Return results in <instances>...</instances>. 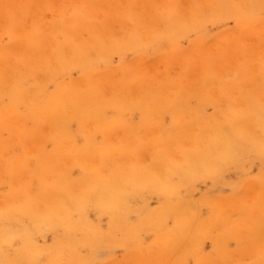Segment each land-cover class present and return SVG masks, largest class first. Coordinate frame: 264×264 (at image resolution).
<instances>
[{
	"label": "rangeland",
	"instance_id": "obj_1",
	"mask_svg": "<svg viewBox=\"0 0 264 264\" xmlns=\"http://www.w3.org/2000/svg\"><path fill=\"white\" fill-rule=\"evenodd\" d=\"M3 1H5V3L8 2V0H3ZM28 1L29 2L27 3L26 0L24 4L27 5L28 7L27 11H25L23 8L22 9L19 8L17 10L16 5H15L16 8H14V4L11 1L10 3H8V5L11 4L10 5L11 9H9L10 12L7 14V16H9L8 19L4 18L3 15L0 16V64H1L0 65V114L1 115H2L1 113L2 109H4L3 116L0 115V134L3 135V136L0 135V140H1L0 145L1 143L3 144L0 146L1 148L0 152H3L0 153L1 155L0 168L3 167L2 169H0V177L3 176L2 177L3 179L2 178L0 179V192H1L0 197H2V199L0 198V200L1 202L3 200L6 201V199L7 201L9 200L14 201L13 196L20 197L21 193L23 194L25 193L24 196L25 195L26 196L24 199L27 198L26 200L24 199L20 200V198H23V196L20 197L19 200L18 199L16 200L15 198V200L19 202L15 203L16 205L14 207L12 206L10 209L12 208L15 209L13 212L14 214L16 212V217L13 214V212H10L11 213L10 217H0V227L1 226L6 227L16 232L17 230H20L21 227L24 226L30 227L32 225V224L30 225L31 222L30 217L32 215L28 213L26 209H21V207L23 206L20 207L19 204L20 205L22 204L25 207L28 205V203L29 205H31V203H33L35 206L40 205L41 207H31V208L32 209L35 208L33 210L34 212L40 210H48L51 214L55 209L61 208V207H53L55 203L56 206L68 205L70 204L68 201L71 202L74 199L77 198L79 199L81 194L83 195L88 194L86 199H84L85 203L83 207L85 211L86 220L89 224V229L95 231V233L98 236L102 237L104 242H106L101 247H99L98 249L99 251H97L95 255L90 253L91 247L87 245V243H81L79 246H77V252L75 253L74 256L70 254L68 251L62 250L61 255L56 254L53 256V258L50 259L46 254H43L42 256H40L39 259L36 260L34 259L32 261V264H55V262H58L56 264H264L262 263L264 262V151L261 150V152H259L260 149L257 150L246 146V149L245 147H243L242 151L239 152L242 155H240L239 153L235 155V157H237L238 155L241 156V157L240 156L237 157L238 158L237 161H235L236 160L235 157L226 160L224 157H222L223 155H221L220 153L219 156L218 155L215 156V160L213 161L212 164H208L209 159L201 160V158H198V156H196V152L193 149L190 148V150H186V146L182 144L180 145L179 148H176V150L178 149L179 152L181 151L180 153L179 152L177 153L186 154L187 155L186 157L189 156L188 160H190L193 163L194 161L195 163L198 162V166H197L198 168L196 169H198L199 174L198 171L195 169V171L191 175H187V173L184 171L185 170L184 168H182L183 171L180 174L179 172H181L182 170L180 167H183L182 164H179L175 157L174 158L169 157L170 159H168L167 158L168 152L166 151L164 152L163 150L164 148L161 147L162 149L161 148L159 150L157 149L156 153L158 154L156 155L157 157L155 156V158L149 153L151 144H148L149 141L147 140V138L144 137V135L147 134L143 133V130L146 126H147L145 128L147 130L146 132H149L148 129L149 128L152 129V127L154 126L153 128L157 127L161 129V134H163V137H166L167 135V138H169L170 136L169 131H171L174 124L178 123L179 121L183 122L182 120H184L183 123L185 125L188 124L187 126H191L193 128V131L197 133L196 135H197L198 143L200 142L202 144H205L206 142V144L208 145L210 144L211 149L213 150L215 145L217 144L211 143L212 139L214 138L213 136H210L211 133L208 136H206L207 131L210 130V132L212 131V133L216 131V133L218 134H223L224 131L227 133H234L230 120L232 118L231 116H233L235 113H244L242 114V121H244L245 119H248L247 116L245 115L246 112L252 113L254 117V115L259 116L260 112L262 113V111H264V57H259L257 60L256 59L254 60L253 55L250 54V56L246 58L247 60L249 59L248 60L249 65L246 66V69L249 70L248 78H244L241 74L243 68L242 66H244L247 63V62H243L244 59L236 60L237 59L236 57L227 58V59L226 58L217 59V56L213 54L209 56V62H207V65L205 66V69H203L204 70L203 72L201 68H200L201 70L199 69L200 66L194 67L195 64H193L192 62L190 64L188 60L185 59V53L190 51V49L193 46L196 47L197 45H199L201 47H208L209 46L208 44L217 38H220L222 36L238 35L240 32L242 33L243 31V28L241 27L242 25H246V24L257 25L264 22V0H246V1L245 0H213L216 1L218 7V8L215 7V9L212 8L213 10L210 8L209 5H207L206 0H189L193 8L192 13L194 12L195 14L192 15L189 13L188 14L189 16H185L184 15L185 11L183 10L184 8H182L184 6L183 4V6L180 8L182 9L181 14H183L184 18H180L182 17V15L179 17V19L177 18V24H174L170 20V16L167 14V12L164 11L166 9V6L164 7L165 9H163L162 2H160L159 0H157L158 2L157 1L150 2V0L144 1L148 5V7L150 6L148 3H150L151 5L153 3V8L150 9V13L148 12L145 13L144 8L140 6L141 4L136 3L137 2L136 0H119L121 5L119 20L120 23H122V25L119 26L115 24L116 20L112 22L114 23V25L112 24L110 25L111 21L114 20V19L111 20L112 18H110L111 17L110 15H108L107 17L111 21L106 16L105 19H102L100 17L101 19L100 18L98 19V21H100L97 26L98 30L95 29L97 33L94 31L95 34L93 32L94 29L90 27V23L87 24V22L89 21V15H87V11H85V9L83 8H80L81 10L79 16L77 17V15L75 14L76 8H75V2L73 0H49L50 2H48V4H46L45 1L44 2L45 4L44 5L42 4L44 8L41 9L40 11L39 8H37L38 10H35L34 8V6L37 7V4L39 6V3L35 5L33 4L34 2L36 3V0L35 1L28 0ZM39 1L40 0H38L37 2ZM181 1L186 2V0H181ZM182 2L180 3V5L182 4ZM222 2L224 5L222 4ZM244 2H246L247 4ZM138 5L140 8H138ZM242 6L246 7L247 10ZM18 11L20 12L18 13ZM156 12L158 19L155 21V23L157 24V22L160 23L162 21L160 23L162 27L160 26V24L156 25L153 24V22L152 24H149L150 22H148L151 20L152 15ZM158 12L160 13L162 12L161 15ZM35 15H37L36 18L34 17ZM38 15H40L41 18H39ZM25 16H26V20L25 18H23ZM143 16H145V19L143 18ZM16 17L19 19L14 21ZM63 17L67 19V23H61ZM149 17L150 19H148ZM102 20L105 22L107 21L108 24L105 22L103 23ZM147 24L150 26H148ZM100 25H102L101 27L102 29H104V27H106V29L108 28V35L105 36V38H102L104 37L103 35H101L102 37L101 36L99 37L100 34L98 33V31L99 30L102 31L99 27ZM12 26L16 27L17 33L20 32L19 30H17L18 27L19 29L21 28L22 30L23 26H24L23 28H26L25 26H28L29 29L27 28V30H22L24 31L23 35L25 36L23 37L25 38H23L22 36L21 39L16 38V36H14L13 33L11 32L13 30ZM163 28L165 30H163ZM90 30L92 31L90 32ZM90 35L92 36V41L89 40L91 37ZM253 36H255L257 39L259 37L258 35L256 36V34L252 35V37ZM41 40L43 42H41ZM82 42L83 45H81ZM15 43L20 47L22 44L26 43L29 46L30 56L23 58L19 54L17 55L15 54L18 53V51L11 50L7 52L4 50L5 47L13 46L15 45ZM71 49L74 50L73 52L74 55L68 53L70 52ZM261 49L264 50V46H262ZM14 54L17 57H15ZM38 58L39 61L38 62L35 61L38 60ZM141 59L143 60L144 64L147 65V70L137 71V66L133 67V64L131 63L136 62V60L142 61ZM81 61H82L81 63L82 66L80 64ZM172 62H175L176 64ZM5 63H10V66L8 71L3 73L1 69L4 68ZM154 63H156V69H154L155 72H153L152 70V67L153 68L155 67ZM77 64L79 66H77ZM71 66H74L73 69L71 68ZM149 66L151 68H149ZM161 66L163 67L161 68ZM110 72L113 73L114 75L117 73L118 75L121 74L119 76L120 78H122V82H121L122 84L121 83L119 84L120 87L119 85L117 86V88L119 87L118 89H115L113 87V86L116 87L114 83H110L108 84V87L104 88L103 91L100 88V86L97 85V82L95 80H93L94 83L92 82L91 90L89 91L85 90L86 91L85 93L83 92V90H81L82 89L81 87L74 88L73 86H71L72 81L75 79H79V78L86 79L93 76L95 77L98 73H99L98 75H104ZM197 74L199 75L198 77L196 76ZM253 74H255L254 77ZM133 78L136 80L135 82L136 85L131 86L134 88H129V87L127 88V86H125V83L126 84L134 83L135 80H131ZM136 86L137 87L140 86V88L136 90L135 89ZM38 88L39 90H37ZM40 88L42 90H40ZM67 89H70L69 91H72L70 95H66V92H68ZM38 91L40 94L42 92L43 93L40 95ZM76 91H78V93L75 94L74 92ZM56 93L61 95L60 98L59 97L57 98ZM82 93H84L83 95L86 96L87 95L92 96V97L90 96L91 98H93L91 99V101H90V97L87 96L90 101L88 103L98 102L99 100L98 102L99 106L97 105V103L95 104L93 103L95 107L96 105L99 107V108L98 107L95 108V109L98 108L97 110L94 109V111L96 112H89L87 110L84 111V108L86 107L87 109L88 107L87 106L88 100H84L85 96L83 95H81L83 96L82 98L80 97V94ZM108 93L110 94L108 95ZM38 94L40 96H38ZM35 96H38L37 100H35L36 99ZM70 97H73V99ZM87 97L85 99H88ZM94 97H96L95 100ZM16 98L20 99L21 102L16 100ZM62 98L63 100L65 99V102L63 101L65 104L64 103L62 104L61 101V103H59L57 106L51 105L53 106V108L49 105L55 101L57 102L60 101ZM14 99L16 100L15 105H13L15 102L13 101ZM66 99H68V101ZM109 99L111 100V102H108ZM70 100L72 103H69ZM75 101L80 103L79 104L76 102L78 105L81 106L84 105L83 109L82 108L80 109V107L77 105L79 107L77 108V110L80 109V111L78 112L75 108L76 107ZM10 102H12V104ZM81 102H83V105ZM105 103H107L106 107L102 106L103 104L105 105ZM122 103L124 104V106ZM93 104H90L89 107L90 106L93 107ZM100 104L103 108L100 106ZM60 105L63 106L69 105V106L68 107L66 106L63 109V107H60ZM117 105L119 106L115 107ZM120 105H122L123 107H120ZM5 106H7L8 109L14 107L16 109V111L14 109L15 113L12 111L13 113L10 112L11 115L10 113L8 114L7 113L8 110L7 108H5ZM46 107L47 108L50 107V109L48 110ZM116 108L118 109L120 108L121 110L118 109L115 110ZM45 109H47L49 113ZM59 109L64 110L65 114L61 113L62 110L60 111ZM57 110H59V113L62 115L59 116ZM30 112H32L31 114L33 115L32 119H31L32 115L30 114ZM50 112H52V115ZM74 112L79 113V115ZM85 112H87V114ZM101 112L103 113V116H101L102 114ZM24 114L27 115L30 114L31 116L29 115L28 117H25L26 118L25 119L23 117ZM99 114L100 117L99 116L97 117V115ZM120 114H122V116ZM37 115L39 118L37 117ZM48 115H50L51 118L54 119L53 123L51 121L52 119ZM71 115H72V120H70ZM76 115H78L77 119L74 118L76 117ZM85 115L93 116V118L91 117L92 119L89 118L90 122L86 121L88 120V117L85 119ZM62 116L64 118H62ZM16 117H17L16 119L17 121H14ZM44 117L46 118V120H44L45 119ZM95 117H97L96 119L100 118L98 122H100V120L103 119L106 120L107 118V120L109 119L114 124L115 123L121 124L122 121L125 120L126 126L121 124L122 126L120 125L119 128H117L119 125L117 126V124H115L116 126L115 127L114 124L110 122L112 126L115 127V129L113 130H115L116 132L117 130L122 131V133L120 132L121 135H119V132H117V134L115 133L116 136L118 135L117 137L115 136L114 133H112V135L116 137V140L118 138L117 141L122 139L121 141L118 142L119 144L117 143L116 140H114L115 138L114 139L110 138L112 143L114 141V145L117 143L118 144L117 146L119 147L113 145L109 147L111 141L108 140L106 142L107 138L105 136L107 135L105 134L108 131V129L106 130V128L107 126L108 128H110L111 124H109L108 122H106L108 123V125L103 124L105 123V120H103V123L101 125L99 124V126L103 128L104 132L105 131L106 132L105 133L102 131L99 132V130L102 129H98L97 130L98 132L96 131L97 132L96 134L93 132V134L91 135L92 133L91 129L94 128L93 130H96L97 128H99L97 126L98 122H96L95 124V121H97ZM73 118L75 119V121L73 120ZM10 119L13 121L12 123L13 128L11 127L12 128V129L10 128L11 130L8 129L10 125L9 123H11ZM149 119L151 121L153 120L152 124L149 121ZM20 120H22V122L24 120L25 122L22 123ZM40 120L42 122L44 121L45 122L43 124L41 123L42 125H40L41 122ZM65 120L67 121L66 122L67 126L64 122ZM206 120L210 124H208ZM210 120H212V122ZM18 121L20 122L18 123ZM47 121L51 122L49 123L50 126L52 124L54 125L56 124V125L55 126L52 125L50 127ZM57 121L60 122V125L62 121L64 122V125L62 124L64 129H68L69 124L73 122L70 125L71 127L67 130L68 136L66 131H64L66 135L62 133L63 131L59 132L62 128V125L60 126ZM93 121H94L93 125L97 126L96 128L92 124H88ZM247 121H248L247 123H252L251 119ZM147 122L149 125L151 124L152 126L151 125L148 126L146 124ZM245 123L246 120L244 121V124ZM13 124H15L16 126ZM79 124L81 125L84 124V126H80ZM86 124H88L89 126L92 125L93 128L92 126L90 128ZM19 125L21 126L20 127L21 131L24 130V128L22 129V127L25 126L24 132L27 133V134L22 133L23 134V138L21 137L22 139L20 138V136H22L20 135L21 133L17 134L18 132H16L17 130H19L17 129ZM127 125L130 126L127 127ZM227 125L228 127L230 125V127L228 128ZM45 126H48L46 127V129L48 128L47 130H45ZM86 126H88L87 130L91 131L90 134H86V135L93 136V138L90 136L91 138H87V139L94 140L93 142H95V143H91L92 145L94 144L93 146H91L89 143V150L93 149L92 151H95L96 153L98 151L97 155L100 156V160L105 157L104 160L102 159L103 162L105 163L104 164L100 163L99 165L102 164L104 166L106 164L105 166L106 168H108V166L111 165L112 167L110 166L109 168L117 172V175L114 174L115 172L113 174L116 175L118 178L125 177L124 176L125 171L127 173L126 176L132 172L129 168L125 167V165L127 167H130L128 166V164H131L129 162L131 159H133L131 160V162L132 164H134L133 165L134 167L131 166V168L136 169V167L138 166L137 168L140 169L142 167L143 169L141 168V171L144 170L146 168L145 165L148 166L149 163L152 172L155 166L156 167L164 166L165 161L166 164H169L168 168L170 170L175 166V168H173L174 170L171 171L169 170L170 173L172 172V174L169 173L170 178L169 176H167L168 180L166 179V176H164L165 178L163 177V183H162L161 174H157L155 176L156 172L159 173L158 170L162 169L160 167L158 168V170L157 168L155 169L156 171H154L155 172L154 175H152L154 172L152 174L150 173L149 175L148 172H151V170L148 169L149 168L148 166L144 170L146 171L148 169L147 171L148 175H145L146 173L144 171L143 172L145 174L142 172V174H144L147 179L144 178L145 176L143 177L142 174L140 175L141 172L140 173L135 172L137 173V175L139 173L140 176H138V178L139 177L141 178L142 176L144 178L142 179L145 181L143 182L142 188L139 190L132 188L131 184L130 186L128 185L130 191L127 192V194H125L124 203L122 205L126 215V219H123V221L119 225H115V223H113L111 212L107 210L105 207H103L104 205L101 202V198L97 196L96 193L97 190L95 189V187H93L94 185L105 182L104 180H106V176H103L104 174L101 175V173L99 174V171L103 169L102 165H101V169L98 172H96L97 174L95 173L94 170L93 172H89L92 169H94L92 168L91 165L94 163V167L96 164L98 166L99 162L97 159H95L96 158L95 152L91 153L94 154L93 156L95 157L92 159L93 162L91 160L93 156L90 155L89 153L90 151H88L89 153L88 155L86 154L87 152L86 153L84 152L88 150V146H87L88 140L84 137L85 134H83V131L84 133L87 131L85 128ZM194 126L196 127L194 128ZM220 126L223 129H221ZM14 127L16 128V130L14 129ZM34 127L35 129L36 127H39L40 129L37 128L39 130H36V132L34 133V130H32L34 129ZM49 127L51 129L52 127L53 128L56 127L59 130H57L56 134L52 135L51 134L52 131L51 132L48 131L51 130L49 129ZM82 127L83 130H81ZM206 127L209 129H207ZM75 128L78 129L82 134L81 135L80 133L74 134L77 132ZM26 129H28V131ZM70 129L73 130V134H74L73 136L78 135V137L71 136L72 133H69ZM122 129L126 131H123ZM218 129L220 133L217 132ZM258 129H259L258 127H254V126L250 128V131L256 130L255 131L256 134L252 136H249L246 133L244 134L248 136V138L255 137L258 135L257 134ZM2 130L4 134L1 132ZM13 130H15L14 133ZM20 130L19 132H21ZM131 130L133 131L131 132ZM29 131L30 132L32 131L31 134ZM10 133H13L12 134L13 138L9 135ZM58 133L64 134L62 137L65 136L69 140V142L68 140L64 141L66 138L61 139L62 137ZM99 133H101V135ZM236 133H239L237 129H236ZM39 134L40 136H38ZM57 135L58 138L56 139L55 136ZM29 136H32L31 139ZM53 136L55 137L57 143L54 141ZM94 136H96V138ZM123 136L126 137L125 140H123L124 139ZM242 136L244 139L246 138L244 135ZM2 137L5 138V140L7 139L9 142H7V140L3 142L4 139L2 140L1 139ZM9 137H11L12 140L11 139L9 140ZM14 137H16L15 140ZM49 137H52V141ZM38 139L42 140L40 141L41 142L40 144L42 145L39 148L38 146L36 147L34 145L39 141ZM17 140H19L20 142ZM25 140L27 141L31 140L32 142L29 141L28 143ZM43 140L45 142H43ZM58 140L61 141L62 143L61 145L58 142ZM76 141L77 144L75 143ZM144 141H146V143ZM124 142H125L124 145H126L125 149L122 147L121 150H119V148L122 146ZM68 143L70 145L69 149H68ZM127 143L131 146H129ZM29 144H32V146L30 145L31 146L30 148H29ZM56 144H59L61 148H59L60 147L59 145L58 147H56ZM24 145L28 147L26 148L27 150L23 148L25 147ZM127 145L128 147L130 148L132 147V148L131 149L128 148L129 150H127ZM142 146L144 148H142ZM145 146H147L148 148ZM181 146L184 147L183 149L184 153L180 149L182 148ZM76 147L77 149H75ZM103 147L105 149L106 148L108 149L109 147L111 151L108 150L107 152L106 151L107 149L106 150L103 149V151H106L104 155L102 151ZM112 147H114L113 151H112ZM42 148L45 151H42L43 150ZM56 148L58 149V151L61 152V154L58 151L56 153L52 151L53 149L56 150ZM116 148H118V150ZM133 148H136L139 151H136V149ZM34 149L36 152H39L38 154H36L37 156L35 155L36 157L32 155L34 153L33 152ZM132 149L135 153L133 151L132 153H129L130 150ZM187 149H189V147H187ZM28 150L29 151L32 150L31 154L29 153ZM69 150L70 151L72 150V153L76 154L73 157L75 159V160L73 159V161L71 159L72 154ZM100 150L102 151L101 153L103 154V156L99 152ZM116 150L119 154L115 152ZM122 150L123 151L127 150L128 151L127 155ZM140 150L144 151L145 153L147 150V153H149L150 156L148 157L147 156L148 154L144 155V153ZM160 150H162L163 152ZM110 152H112L113 155L116 153V155H114V157H110L112 156ZM138 152H140V154ZM160 152H162V154ZM66 153L71 154V156L69 154L70 159L69 158L65 159L68 157V156L66 157ZM81 153H83L82 156H80ZM128 153L130 155H128ZM163 153H164V157L161 156L163 155ZM49 155H52L55 158L53 159V162H52V156ZM117 155L119 156V158L122 157L120 158L122 162L118 157H117L118 159L116 158ZM131 155L133 156L131 157ZM141 155L143 156V158L147 156L148 158H150V160L156 159L157 162L153 161L154 165L156 163L159 165L156 164L154 166L153 164H151L152 161L150 162L147 157H146L147 159L145 158L144 160H142L143 158ZM44 156H48V158ZM76 156L77 159L75 158ZM106 156L107 157L109 156L108 157L109 159H106L107 158ZM2 157L3 159L5 158L6 160L8 159V161L13 159L15 160V163L14 160L13 162H9L10 165L14 164L15 166L12 167L13 169L11 171L7 166L9 164L7 165L3 164V163L6 164L7 161L3 160ZM17 157L19 158L20 163ZM42 157H44V160H46V161H42L43 163L41 162ZM56 157L57 159L61 157L59 158L61 160L58 159L60 162H57L58 160L56 159ZM62 157L63 159L67 160L68 163H65L67 161H62ZM84 157L87 158V161L85 159L83 162L82 159H84ZM88 157L90 158L88 159ZM139 157L141 158V160ZM110 158L112 160L114 159V161L118 160L116 164V165L119 164L118 167L115 165V163L113 164L114 161L110 160ZM158 158L162 161L160 162L159 160H157ZM37 159H39L40 161L38 160L37 162L36 161ZM49 159H51V161ZM80 159L83 163L86 162V166L87 164L90 165V167L89 166L88 167L92 169L90 170L89 168H87L86 170V167L84 166V170H82L83 168L81 167H83V165L85 164L82 165ZM128 159L129 161H127ZM173 159H175L174 160L176 162L175 164L172 161ZM199 159L202 162V163L200 162V164H199ZM21 160L24 161L21 162ZM74 161H76L75 165L73 164ZM89 161H91L90 163L92 164H90ZM217 161L219 162V165L216 164ZM240 161L241 163H239ZM48 162L50 163L46 165ZM109 162L110 164H108ZM171 162L172 164H174V166H172ZM236 162H238V164ZM214 163L216 164V167ZM223 163L224 164L226 163L224 167L222 166L224 165ZM28 164L32 166L33 169H31V167ZM39 164H42V166L40 165L39 168H35V166L38 167ZM139 164H142L143 166L141 165L139 166ZM201 164L204 165L202 166ZM220 164H222L221 167ZM16 165L17 166L19 165V167L20 165L21 167L24 166L23 168L20 167L22 170L21 172H20V168L17 170V173L20 172L21 176L16 175L15 172L16 171L15 169H17ZM27 165L29 166V169H27L28 168ZM50 165L54 167L51 168ZM151 165H153L152 166L154 167L153 169ZM199 165L201 166L199 167ZM45 167L46 169H44ZM105 167L104 170L106 169ZM119 167L120 169H118ZM165 167H167V165ZM208 167H210V169H208ZM41 168L43 169L42 171L45 170L44 171L45 174L46 172L49 173V171L53 173L52 175L55 174L53 176L54 178L52 177L54 182H52V180L50 179L51 173L48 175L46 174L45 175L46 177H40L41 179L38 178V174L44 176L42 174L44 172L41 171ZM98 168L95 167L96 171ZM121 168L123 169V171ZM124 168L129 169L130 172H128L126 169L124 170ZM23 169H25L26 171H24ZM52 169L53 171H51ZM138 169H136V171ZM85 170L86 172L83 174ZM3 171L5 172V174ZM103 171L101 172L104 173ZM208 171L209 173L211 171L212 174L211 173L209 174ZM108 172L110 171L108 170L107 173ZM195 172L197 173L198 177L196 176ZM206 172H207V176H202V175H206L205 174ZM13 173L17 178L21 180L18 181V179L14 177ZM110 173L108 174L110 175ZM135 173L134 175H136ZM178 173L183 177H179ZM200 173L202 175H200ZM119 174L122 176H120ZM4 175H6V177ZM35 176L37 177V179ZM102 176L105 177L104 180ZM158 176L159 179L161 177L160 179L161 184L158 183L159 182ZM98 177L100 180L98 179ZM7 178L10 179L9 182ZM14 178L17 179V182L21 183L20 181H22L24 183L19 186V184L15 181ZM179 178L181 181L183 180V183L180 184L181 181L179 180ZM48 179L51 181V183L48 181ZM150 179L153 180L151 181ZM164 179H166L167 181ZM170 179L171 181H169ZM88 180L89 182L90 181L91 182L89 183ZM178 180L180 181L179 183L177 182ZM40 181H42V184L39 183ZM47 181L50 185V186L48 185L49 187H47L46 184ZM85 181H87L86 186H84ZM122 181L123 180H121V182ZM164 181L170 183L167 185L166 183H164ZM10 182L14 184L16 182L18 185L15 184L14 187L19 186L20 188L15 187L16 188L15 189L13 187V184H11ZM171 182H173L174 184H172ZM184 182L187 183V185L183 186L182 184H184ZM43 183L46 184L47 188H50L47 189L45 187L47 193L45 191L44 194L45 193L46 194L44 196L41 194V190L44 191V186H45V184ZM249 183H252L253 185H255V187L256 186L258 187V189H256L257 187L254 188V190L256 191L258 190V192L259 190H261L259 199L256 202H252L250 196L244 195L245 186ZM152 184L153 185L155 184V187ZM165 185H167V187L163 188L162 186ZM169 185L171 186L169 187ZM8 186L10 187V189ZM30 186L32 187L30 188ZM77 186L82 188L81 192H79L80 188ZM82 186H84L85 188ZM179 186L180 188H178ZM38 187L39 190H37ZM78 188L79 190H77ZM154 188L157 191H155ZM18 189L21 190V191L19 190L21 193L17 192ZM29 189H31V191ZM52 189L53 191L55 190L56 191L55 192L52 191L53 192L52 193L51 192ZM35 190L40 192L37 193L41 194L43 197H41V195H38ZM32 191H34L35 193L33 192L34 194H32ZM145 191H147L146 192L147 194L145 193ZM48 193L49 195H47ZM50 193H52V195L59 194L60 197L56 195L54 196V199L53 197L49 199V197L52 196ZM175 194L177 195L175 196ZM30 195H32L30 198L34 199L33 202H31L32 199L30 201V198H28ZM33 195H35V198L33 197ZM11 196L13 199L11 198ZM44 198L47 199L46 201H44V203H42L41 200L42 199L44 200ZM58 198H60L62 202L67 204H64L60 201V205H59V202H55V200ZM127 198H129V201ZM35 200H38L37 203H35L36 202ZM218 200L219 201L222 200L223 202H225V204L222 206L220 205L218 206L216 202H213ZM13 201L12 202L10 201L9 203L7 202L8 205L12 204ZM16 207H18L19 210H17ZM26 208L28 209L30 207H26ZM66 208L67 209L71 208L72 210L75 208V211H70V213L72 214V218L78 217L76 210L78 207H76V204H73L70 207L66 206ZM4 209L10 210L8 208H4ZM192 214L194 215L193 217ZM156 215L158 217H156ZM145 217L147 218L150 217L153 221L154 219L157 221L159 217L161 219L163 218L161 220L162 225L160 223L159 226L157 224L156 226L152 227L151 225H145L138 220V218H145ZM187 222L190 224H188ZM129 224L138 225V227L136 226L135 227L136 229L133 230L134 232L133 235H130V232L127 230V226ZM89 235L92 234H89L86 228L79 227L69 232L68 229H66L65 226H63V224L51 223L48 226H46L45 229L42 228L41 230L33 231L32 242H30L29 244L27 243L24 244L22 239L19 238L20 237L19 235L18 236L14 235L11 242L5 241L2 243V251H4V253H6L8 257H13L15 255L14 251L16 252L17 249H18L17 251H19L20 249L26 251L30 247L29 245L31 246L35 245L38 248H44L48 250V249H52V247L56 244V242L60 238H61L60 240H62V239H67V237H69V239L71 240L72 237L77 239V238L87 237ZM160 235H162L161 236L162 239L160 238ZM113 236H115L114 238L116 239L115 241H111ZM136 256H141L143 257V259L141 258H140L141 260L135 259ZM161 258H166L167 260L165 261L162 259V261H160Z\"/></svg>",
	"mask_w": 264,
	"mask_h": 264
},
{
	"label": "bare ground",
	"instance_id": "obj_2",
	"mask_svg": "<svg viewBox=\"0 0 264 264\" xmlns=\"http://www.w3.org/2000/svg\"><path fill=\"white\" fill-rule=\"evenodd\" d=\"M12 1V3L14 4V8H16L17 7V10L20 8V9H24L25 11H27L28 10V7H27V5H24L25 4V2H26V0H8V2H6L5 3V1H3V0H0V16L1 15H3V17L4 18H6V19H8V17L9 16H7V14L10 12V10L9 9H11V4L10 5H8V3H10ZM31 1V0H30ZM35 1V0H34ZM38 0H36V3L34 2L33 4L35 5V4H37V3H39V6H38V4H37V7H35L34 6V8H35V10H38L37 8H39V11L41 10V9H43L44 8V4L46 3V4H48V2H50L49 0L47 1V0H40L39 2H37ZM46 1V2H45ZM74 2H75V8H76V12H75V14L77 15V17L79 16V14H80V8H83V9H85V11H87V15H89V21L87 22V24L88 23H90V27H92L94 30H93V32L95 31L96 33H97V31L96 30H98V24H99V22L100 21H98V19L101 17L102 19H105V16L107 17L108 15H110L109 17L110 18H112L111 20H113V21H111L108 17V19L111 21V23H110V25L112 24V25H114V23H112V22H114L115 20H116V22H115V24H117V25H119V26H121L122 25V23H120V20H119V18H120V15H119V13H120V9H121V5H120V2H119V0H100V1H98V0H73ZM137 2L136 3H139V4H141L140 6L141 7H143L144 8V11H145V13H150V9H152L153 8V3H152V5L150 4V3H148L150 6L148 7V5L144 2V1H146V0H136ZM151 1H157V0H150V2ZM160 2H162V5H163V9H165L164 7L166 6V9L164 10L165 12H167V14L170 16V20L174 23V24H177V18L179 19V17L182 15V17H180V18H184L183 17V14H181V12H182V9L180 8V7H182L183 6V4H184V6L182 7V8H184L183 10L185 11V13H184V15L185 16H189L188 14L190 13V14H192V15H194L195 13L193 12L192 13V11H193V8H192V4H191V2L189 1V0H186V2H182L181 0H159ZM246 1V0H245ZM29 1L27 0V3H28ZM45 2V3H44ZM52 2H54V1H52ZM158 2V1H157ZM182 2V4L180 5V3ZM203 2H205V1H203ZM251 2V1H250ZM206 3H207V5H209L210 6V8L212 9V8H214L215 9V7H217V3H216V1H213V0H206ZM240 3H242V2H240ZM244 3H246V2H244ZM31 4V3H30ZM43 4V5H42ZM222 4H223V2H222ZM221 4V5H222ZM247 4V3H246ZM15 5H16V7H15ZM32 5V4H31ZM161 5V6H162ZM220 5V4H219ZM224 5V4H223ZM222 5V6H223ZM249 6V5H248ZM137 7V6H136ZM242 7H244V6H242ZM13 8V9H14ZM138 8H140L139 7V5H138ZM159 8V7H158ZM218 8V7H217ZM246 10H247V8L246 7H244ZM32 9V8H31ZM149 9V10H148ZM220 9V8H219ZM23 10V11H24ZM208 10V9H207ZM213 10V9H212ZM221 10V9H220ZM39 11H38V13H39ZM122 11V10H121ZM218 11V10H217ZM20 11H18V13H19ZM17 13V14H18ZM158 13H160V12H158ZM162 13V12H161ZM161 13H160V15H161ZM5 14V15H4ZM11 14H13V13H11ZM29 14V13H28ZM157 14V12L156 13H154L153 15H152V17H151V20L150 21H148V22H150L149 24H152V22H153V24H156L155 23V21L158 19V16L156 15ZM20 15V14H19ZM24 15V14H23ZM143 15H144V13H143ZM11 16V15H10ZM18 16V15H17ZM27 16V15H26ZM26 16L25 17H23V18H25V20H26ZM36 16L37 15H35L34 17L36 18ZM22 17V16H21ZM29 17V16H28ZM38 17L39 18H41V16L40 15H38ZM88 17V16H87ZM150 17L148 18V19H150ZM11 18V17H10ZM100 18V19H101ZM141 18V17H140ZM143 18L145 19V16H143ZM19 18H17L16 17V19H14V21H16V20H18ZM30 19V18H29ZM162 19V18H161ZM22 20V19H21ZM62 22L61 23H67V19H65L64 17L62 18V20H61ZM103 21V20H102ZM102 21H101V24H102ZM180 21V20H179ZM189 21V20H188ZM105 21H103V23H104ZM140 22V21H139ZM146 22V21H145ZM162 22V21H161ZM160 22V23H161ZM105 23H107V21L105 22ZM160 23H158L157 22V24L156 25H159ZM108 24V23H107ZM173 24V25H174ZM25 25V24H24ZM124 25V24H123ZM148 25V24H147ZM116 26V25H115ZM148 26H150V25H148ZM160 26L162 27V25L160 24ZM24 27V26H23ZM22 27V30H27V28L29 29V27L28 26H25L26 28H23ZM100 27V29L102 30V31H98V33L100 34L99 35V37L101 36V35H103L104 37H102V38H105V36H107L108 35V28L106 29V27H104V29H102L101 27H102V25H100L99 26ZM109 27V26H108ZM159 27V26H158ZM170 27V26H169ZM242 28H243V31H242V33L240 34H238V35H233V36H222V37H220V38H217V39H215V40H213V41H211L208 45V47H201V46H199V45H197L196 47L195 46H193L191 49H190V51H188L187 53H185V59L186 60H188V62L191 64V62L193 63V64H195L194 65V67H198V66H200L199 67V69L201 68L202 69V72L204 71L203 69H205V66L207 65V62H209V56H211V55H216L217 56V59H227V58H237L236 60H239V59H244L243 60V62H247L244 66H242L243 68H242V72H241V74H242V76L244 77V78H248V74H249V70H247L246 69V66H248L249 64H248V60L246 59L248 56H250V54H252L253 55V57H254V60L256 59H258L259 57H264V50H262L261 48H262V46H264V22H262L261 24H257V25H255V24H246V25H242L241 26ZM30 28H32V27H30ZM155 28V27H154ZM5 29V28H4ZM12 33H13V35L14 36H16V38H18V39H21L23 36H25V35H23L24 33V31H22L21 30V28L19 29V27H18V29L17 30H19L20 32H18L17 33V31H16V27H13L12 26ZM96 29V30H95ZM136 29H138V28H136ZM147 29V28H146ZM156 29V28H155ZM167 29H168V27H167ZM11 30V29H10ZM9 30V31H10ZM51 30V29H50ZM110 30H111V27H110ZM163 30H165L164 28H163ZM5 31V30H4ZM22 31V32H21ZM92 30H90V32H91ZM27 32V31H26ZM95 32H94V34H95ZM101 32V33H100ZM109 33H110V31H109ZM254 34H256V36L258 35L259 37H258V39L255 37V36H253L252 37V35H254ZM27 35V34H26ZM92 35V34H91ZM90 35V36H91ZM22 36V37H21ZM27 37V36H26ZM98 37V38H99ZM109 37V36H108ZM108 37H107V39H108ZM256 39H255V38ZM23 38H25V37H23ZM110 39V38H109ZM248 39V40H247ZM78 40V39H77ZM90 41H92V36L90 37V39H89ZM105 40V39H104ZM151 40V39H150ZM41 42H43L42 40H41ZM79 42H81V41H79ZM103 42H105V41H103ZM121 42V41H120ZM122 43V42H121ZM168 43V42H167ZM169 44V43H168ZM45 45V44H44ZM81 45H83V42L81 43ZM84 45H86V44H84ZM171 45V44H170ZM54 47H55V45H54ZM166 47H168V46H166ZM85 48V47H84ZM209 48H212V49H209ZM215 51H214V50ZM4 50L5 51H11V50H15V51H18V53H15L16 55L17 54H19L20 56H22L23 58H25V57H28V56H30V51H29V46L26 44V43H24V44H22L21 45V47L19 46V45H17L16 43H15V45H13V46H10V47H5L4 48ZM14 51V52H15ZM110 51V50H109ZM253 51H255V52H253ZM74 50L73 49H71L70 50V52H68V53H71V55H74ZM93 52V51H92ZM106 52V51H105ZM94 53V52H93ZM14 54V56L15 57H17L16 55ZM92 54V53H91ZM37 55V54H36ZM143 57H145V56H143ZM252 57V58H253ZM37 59V58H36ZM34 60V59H33ZM142 60V59H141ZM236 60H234V61H236ZM35 61H39V58H38V60H35ZM57 61V60H56ZM74 61H76V60H74ZM73 61V62H74ZM179 61V60H178ZM177 62V61H176ZM232 62V61H231ZM12 63V62H11ZM82 63V61L80 62V64ZM172 63H175V62H172ZM171 63V64H172ZM220 63V62H219ZM235 63V62H234ZM233 63V64H234ZM131 64H133V67L134 66H137V71H144V70H147V65H145L144 64V62H143V60L142 61H140V60H136V62H134V63H131ZM159 64H160V62H159ZM176 64V63H175ZM180 64V63H179ZM1 65V64H0ZM59 65V64H58ZM93 65V64H92ZM154 65H155V67L153 68L152 67V70H153V72H155L154 71V69H156V63H154ZM161 65H163V64H161ZM181 65V64H180ZM179 65V66H180ZM235 65V64H234ZM9 66H10V63H5V65H4V68L3 69H1L2 70V72L3 73H5V72H7L8 71V69H9ZM77 66H79L78 64H77ZM81 66H82V64H81ZM84 66V65H83ZM86 66V65H85ZM159 66V65H158ZM216 66V65H215ZM73 67L74 66H71V68L73 69ZM163 66H161V68H162ZM149 68H151L150 66H149ZM83 69V68H82ZM198 69V68H197ZM200 69V70H201ZM255 69H256V67H255ZM150 71V70H149ZM196 71H199V70H196ZM12 72V71H11ZM66 72V71H65ZM201 72V73H202ZM199 73V72H198ZM99 74V73H98ZM96 75L95 77L93 76V77H89V78H83V79H81V78H79V79H75V80H73L72 81V85L71 86H73L74 88H79V87H81L82 89L81 90H83V92L85 93L86 91L85 90H87V91H89V90H91V88H92V82L94 83V81L93 80H95L96 82H97V85H99L100 86V88L104 91V88H106V87H108V84H110V83H114L115 85H116V87L115 86H113L115 89H118L119 87H120V83L122 82V78H120V76L119 75H121V74H119L118 75V73L117 74H113V73H107V74H104V75ZM161 74H162V72H161ZM194 74V73H193ZM254 75L255 74H253V77H254ZM158 76V75H157ZM197 77L199 76L198 74L196 75ZM194 77H195V75H194ZM201 77H202V75H201ZM56 78H57V76H56ZM74 78V77H73ZM259 78V77H258ZM194 79V78H193ZM199 79V78H198ZM131 80H135L134 78L133 79H131ZM191 80V79H190ZM136 80L134 81V83H128V84H126L125 83V86H127V88L129 87V88H134V87H131V86H135L136 85ZM188 82V81H187ZM193 82V81H192ZM254 83V82H253ZM42 84H44V83H42ZM41 84V85H42ZM122 84V83H121ZM11 85V84H10ZM68 85V84H67ZM119 85V87L117 88V86ZM145 85V84H144ZM248 85V84H247ZM173 87V86H172ZM140 88V86H136V90H138ZM155 88V87H154ZM175 89V88H174ZM7 90V89H6ZM37 90H39V88L37 89ZM40 90H42L41 88H40ZM45 90V89H44ZM43 90V91H44ZM68 90V92H66V95H70L71 94V92L72 91H69L70 89H67ZM46 91V90H45ZM135 91V90H134ZM37 92V91H36ZM42 92V91H41ZM81 92V91H80ZM109 92H111V91H109ZM38 93H39V91H38ZM43 93V92H42ZM41 93V94H42ZM75 94L76 93H78V91H76V92H74ZM84 93H82V94H80V97L82 98L83 96H85L84 97V100H88L87 101V103L88 102H90L91 101V99H93V98H91L89 95H87V96H89L90 97V101H89V98L86 96V95H83ZM113 93V92H112ZM138 93V92H137ZM136 93V94H137ZM4 94H5V92H4ZM35 94H37V93H35ZM40 94V93H39ZM38 94V96H40ZM57 94V93H56ZM75 94H73V95H75ZM110 93H108V95H109ZM81 95H83V96H81ZM103 95V94H102ZM38 96H35L36 97V99L35 100H37V97ZM56 96V95H55ZM60 94H57V98L59 97L60 98ZM63 96V95H62ZM72 96V95H71ZM78 96H79V94H78ZM93 96H95V95H93ZM111 96V95H110ZM109 96V97H110ZM113 96V95H112ZM31 97V96H30ZM88 98V99H85V98ZM105 97V96H104ZM108 97V98H109ZM32 98V97H31ZM34 98V97H33ZM40 98V97H39ZM70 98H72L73 99V97H70ZM95 98L96 97H94V100H95ZM68 99H69V97H68ZM68 99H66L67 101H68ZM16 100H18L19 102H21L20 101V99H17L16 98ZM16 100L14 99L13 101H15L14 102V104L13 105H15V103H16ZM29 100V99H28ZM34 100V101H35ZM76 100V99H75ZM78 100V99H77ZM98 100V99H97ZM106 100V99H105ZM104 100V101H105ZM27 101V100H26ZM33 101V100H32ZM61 101H62V104L65 102V99L63 100V98L60 100V101H55V102H53V103H51V104H49L50 106L51 105H58L59 103H61ZM64 101V102H63ZM108 101V100H107ZM56 102H57V104H56ZM77 101H75V103H76ZM79 102H80V100H79ZM79 102H77V103H79ZM84 102V101H83ZM83 102H81L82 103V105H83ZM98 102H99V100H98ZM98 102H92V103H88V105H87V103H86V105L89 107V105L90 104H95V103H97V105H98ZM103 102V101H102ZM106 102V101H105ZM108 102H111V100L109 99V101ZM11 104H12V102H10ZM26 103V102H25ZM69 103H72L71 102V100L69 101ZM75 104L76 105V110H77V108H79L80 107V109L82 108L83 109V107H84V105L83 106H81V105H78V104ZM118 103V102H117ZM10 104V105H11ZM65 104V103H64ZM80 104V103H79ZM93 104V107L92 106H90V107H92V108H90V110H89V108L87 107V109H86V107L84 108V111L85 110H87V111H89V112H96V111H94V109L96 108V107H98L97 105H96V107H95V105ZM106 104L107 103H105V105L103 104L102 106H105L106 107ZM120 104V103H119ZM123 104V103H122ZM242 104V103H241ZM25 105H27V104H25ZM30 105H32V104H30ZM79 107H78V106ZM113 105V104H112ZM114 105H115V102H114ZM113 105V106H114ZM9 106V105H8ZM67 105H60V107H63V109H64V107H66ZM69 106V105H68ZM67 106V107H68ZM100 106H101V104H100ZM101 106V107H102ZM119 105H117V106H115V107H118ZM123 106H124V104H123ZM122 105H120V107H123ZM27 107V106H26ZM30 107V106H29ZM28 107V108H29ZM43 107H45V106H43ZM52 108H53V106H51ZM109 107V106H108ZM5 108H7V110L9 111H7V113L9 114L10 112L11 113H13L14 112V107H12V108H10V109H8V107L7 106H5ZM16 108H17V106H16ZM47 108V107H46ZM57 108V107H56ZM99 108V107H98ZM97 108V109H98ZM103 108V107H102ZM101 108V109H102ZM110 108H112V107H110ZM48 110L50 109V107H48L47 108ZM47 109H45L46 111H47ZM54 109H55V106H54ZM58 109V108H57ZM80 109L79 110H77V112L78 111H80ZM97 109H95V110H97ZM118 108H116L115 110H117ZM124 109V108H123ZM4 109H2V115L1 116H3V111ZM60 110V109H59ZM59 110H57L58 111V113H59ZM62 110V109H61ZM60 110V111H61ZM65 110H66V108H65ZM69 110H70V108H69ZM93 110V111H92ZM105 110V109H104ZM118 110H121L120 108L118 109ZM13 111V112H12ZM15 111H16V109H15ZM68 111V110H67ZM75 111V110H74ZM255 111V110H254ZM262 111V110H261ZM48 113H49V111H47ZM52 112H54V111H52ZM52 112H50L51 113V115H52ZM77 112H74V113H76V114H78L79 115V113H77ZM98 112H99V110H98ZM98 112H97V114H98ZM11 113H10V115H11ZM15 113V112H14ZM32 112H30V114H31ZM48 113H46V114H48ZM61 113H63V114H65V112H64V110H62L61 111ZM72 113V112H71ZM70 113V114H71ZM86 114H87V112H85ZM102 113V112H101ZM123 113V112H122ZM29 114V115H30ZM54 114H56V113H54ZM89 114V113H88ZM92 114V113H91ZM94 114V113H93ZM242 114H244V113H235L233 116H231L232 118H231V120H230V123H231V126H232V129H233V131H234V133H227V132H223V134H218V133H216V131L214 132V133H212V131L210 132V130L209 131H205L207 134H206V136H208L210 133L212 134H210V136H213V138L214 139H212V141H211V143L213 144H217V145H215V147H214V149L212 150L211 149V146H210V144L208 145V144H206V142H205V144H202V143H198V139H197V133L195 132V131H193V128L191 127V126H187L188 124H184L183 122H184V120H182L183 122H181V121H179L178 123H175L174 124V126L172 127V129H171V131H169L170 132V136H169V138H167V135H166V137H163V134H161V129L160 128H153L152 127V129L151 128H149L148 130H149V132H146L147 130L144 128V130H143V133L145 134H147V135H144V137L145 138H147V140L149 141V143L148 144H151V146H150V154L152 155V156H154V158H155V156L158 154V153H156V151H157V149L159 150L161 147L162 148H164L163 150H164V152L166 151V152H168L167 154H168V159H170L169 157H175L176 158V160H177V162L179 163V164H182V166L183 167H180L181 169L182 168H184L185 170V172L187 173V175H191L194 171H195V169L196 168H198L197 166H198V162H196L197 163V165H196V163H195V161H194V163L193 162H191L190 160H188V158H189V156L188 157H186L187 155L186 154H179L180 152H179V150L177 151L176 150V148H179L180 147V145H184V146H186V150H190V148L191 149H193L195 152H196V156H198V158H201V160H208L209 159V163L208 164H212L213 163V161L215 160V156L216 155H220V153H221V155H223L222 157H224L226 160L227 159H232V157H235V155L236 154H238L240 151H242V149H243V147H245V149H246V146L247 147H250V148H253V149H260L259 150V152H261V150L262 151H264V111H262V113L260 112V114H259V116H260V118H259V116L258 115H254V117H253V114L252 113H250V112H246L245 113V115L247 116V118L248 119H245L246 120V123L244 124V121H242ZM4 115H5V113H4ZM27 114H24V118L25 117H28L29 115H27ZM32 115V114H31ZM30 115V116H31ZM60 115H62V114H60L59 113V116ZM78 115H76V117H74V118H76L77 119V117H78ZM80 115H82V114H80ZM121 116H122V114H120ZM40 116V115H39ZM47 116V115H46ZM45 116V117H46ZM50 118H51V116L50 115H48ZM54 116V115H53ZM75 116V115H74ZM100 117V114L99 115H97V117ZM101 116H103V113L101 114ZM37 117H38V115H37ZM44 117V118H45ZM88 117V120H86L87 122L89 121L90 122V120H89V118L90 119H92L93 118V116H87V115H85V119ZM92 117V118H91ZM97 117H95V119L97 118ZM206 117V116H205ZM209 117V116H208ZM223 117V116H222ZM33 118V115H32V117H31V119ZM39 118V117H38ZM58 118V117H57ZM62 118H64L63 116H62ZM65 118H67V117H65ZM73 118V120L75 121V119ZM203 118H204V116H203ZM17 119V117L15 118V120L14 121H17L16 120ZM19 119V118H18ZM21 119V118H20ZM26 119V118H25ZM28 119V118H27ZM36 119V118H35ZM48 119V118H47ZM52 119V118H51ZM100 119V118H99ZM99 119H96L97 121H95V124H96V122H98V120ZM120 119H121V117H120ZM207 119V118H206ZM249 119H251V121H252V123H247L248 121L247 120H249ZM11 120V119H10ZM44 120H46V118L44 119ZM70 120H72V115H71V118H70ZM103 120H105V119H103ZM103 120H100V122H98L97 124V126L99 127V128H97L96 130H93L94 128H93V124H94V121L93 122H91V123H88V124H92V125H88V124H86V125H88L90 128H91V126H92V128L93 129H91L92 130V133H91V135L93 134V132L96 134L98 131V129H102V130H99V132L100 131H102V132H104L103 131V128H101L100 126H99V124L101 125L102 123H103ZM109 120V119H108ZM107 120V118H106V120H105V123H103V124H106V125H108V123L109 124H111V123H113L112 121H108ZM115 120V119H114ZM181 120V119H180ZM21 122H22V120H20ZM20 121H18V123L20 122ZM30 121V120H29ZM36 121V120H35ZM41 121V120H40ZM49 121H50V119H49ZM49 121H47V123H48V125H49V123H51V122H49ZM52 121V123H53V121H54V119H52L51 120ZM59 121H61V120H59ZM69 121V120H68ZM148 121V120H147ZM149 121L151 122V124H152V121L149 119ZM148 121V122H149ZM211 122H212V120H210ZM23 122H25L24 120H23ZM22 122V123H23ZM37 122H38V120H37ZM45 122V121H44ZM44 122H40V125H42ZM58 122V121H57ZM65 122V124H66V126H67V121L65 120L64 121ZM64 122L62 121V123H61V125L63 124L64 125ZM83 122H85V121H83ZM106 122H108V123H106ZM111 122V123H110ZM116 122V121H115ZM123 122H124V124H123ZM148 122L146 123L148 126H150L149 124H148ZM206 122H207V120H206ZM12 123H13V121L11 120V123H9L10 125H9V128L8 129H10L11 127H12ZM15 123H17V122H15ZM36 123V122H35ZM42 123V124H41ZM47 123H46V125H47ZM55 123V122H54ZM70 123V122H69ZM71 123H73V122H71ZM71 123L69 124V128L71 127L70 125H71ZM120 123H121V121H120ZM208 123V122H207ZM37 124H39V123H37ZM58 124L60 125V122H58ZM82 124V123H81ZM81 124H79L80 126H84V124L83 125H81ZM114 124V123H113ZM115 124H117V123H115ZM115 124H114V126H115ZM122 125H124V126H126L125 125V120L124 121H122V123H121ZM121 124H117V128H119L120 127V125ZM208 124H210V123H208ZM214 124V123H213ZM229 124V123H228ZM6 125V124H5ZM13 125H15V124H13ZM40 125H37V126H40ZM52 125H54V124H52ZM51 125V126H52ZM56 125V124H55ZM54 125V126H55ZM59 125H58V127H59ZM60 125V126H61ZM63 125H62V128H61V130L59 131V132H62V133H64V131H66V133H67V130L69 129H64V127H63ZM77 125V124H76ZM105 125V126H106ZM121 125V126H122ZM16 126V125H15ZM35 126V125H34ZM50 126V125H49ZM50 126V127H51ZM65 126V127H66ZM88 126H86L85 128H86V130L88 129L87 127ZM96 125L94 126L95 128L97 127ZM105 126H103V127H105ZM111 127L110 128H108V126H107V128H106V130L108 129V131L106 132V134L105 135H107V136H105V135H103V136H105L106 138H107V140H106V142L108 141V140H110L111 141V139H114V140H116V137L118 136H116V134H117V132H119V135H121V133H122V131L121 130H117V132L115 131V130H113V129H115V127L114 126H112V124L110 125ZM128 126H130V125H127V127ZM152 126V125H151ZM172 126V125H171ZM254 126V127H258L259 129L257 130V136H255V137H252V138H248V136H246L244 133H246V134H248L249 136H252V135H254V134H256L255 133V131L256 130H251L250 131V128H252V127ZM8 127V126H7ZM7 127H5V128H7ZM21 126L19 125V127L17 128V129H21L20 128ZM46 127H48V126H45V130H47L46 129ZM49 127V129H51ZM57 127V126H56ZM53 128L52 127V129L51 130H48L49 132H51V134L52 135H54V134H56L57 133V130H59V129H57V128ZM112 127H114V128H112ZM126 127V128H127ZM196 126H194V128H195ZM221 127V126H220ZM226 127V126H225ZM227 127H228V125H227ZM226 127V128H227ZM229 127H230V125H229ZM228 127V128H229ZM13 128V127H12ZM11 128V129H12ZM24 128V130H25V126L24 127H22V129ZM33 128V127H32ZM31 128V129H32ZM37 128H39V127H36V129H35V127H34V129H32V130H34V133L36 132V130H39V129H37ZM84 128V129H85ZM125 128V127H124ZM131 128H132V126H131ZM207 128V127H206ZM213 128V127H212ZM211 128V129H212ZM217 128V127H216ZM239 131V133H236V129ZM7 129V130H8ZM10 129V130H11ZM14 129L16 130V128L14 127ZM62 129H64V130H62ZM76 129V128H75ZM207 129H209V128H207ZM220 129V128H219ZM219 129H218V131L217 132H219ZM221 129H223L222 127H221ZM15 130H13V133H14V131ZM19 130H17L16 132H18L17 134H20V135H22V136H20V138L22 137L23 138V134L22 133H26V132H24V130H20L21 132H19ZM27 131H28V129H26ZM45 130H44V132H45ZM71 130L72 129H70V131H69V133H72L71 134V136H73L74 134H77V133H80V135L82 134L78 129H76V133H74L73 134V130H72V132H71ZM81 130H83V127H82V129ZM123 131H126V130H124V129H122ZM168 130H170V129H168ZM167 130V131H168ZM204 130H206V129H204ZM9 131V130H8ZM79 131V132H78ZM87 131H89V132H87ZM85 133H84V131H83V134H85V138L87 139V138H93V136H88V135H86V134H90V130H87ZM97 131V132H96ZM115 131V132H114ZM127 131H128V129H127ZM133 130H131V132H132ZM3 134H4V132H3V130L1 131ZM30 132V131H29ZM32 132V131H31ZM31 132H30V134H31ZM104 132V133H105ZM121 132V133H120ZM142 132V131H141ZM168 132V133H169ZM13 133H10L9 135L12 137V134ZM33 133V134H34ZM40 133V132H39ZM60 134V133H58V134H60V136L62 137L64 134L66 135V133H64V134ZM112 133H116L115 134V136L114 135H112ZM123 133H125V132H123ZM167 133V134H168ZM220 133V132H219ZM225 133V134H224ZM16 134V133H15ZM27 134V133H26ZM29 134V133H28ZM32 134V135H33ZM42 134H43V132H42ZM48 134V133H47ZM100 135H101V133H99ZM226 134H227V136H226ZM1 135V134H0ZM36 135V134H35ZM242 135H244L246 138L244 139L243 138V136ZM1 136H3V135H1ZM38 136H40V134L38 135ZM37 136V137H38ZM47 136V135H46ZM51 136V135H50ZM60 136H59V138H60ZM67 136H68V133H67ZM112 136H113V138H112ZM124 136H125V134H124ZM123 136V137H124ZM11 137H9V140L11 139L12 140V138ZM19 137V136H18ZM25 137H26V135H25ZM30 137V139H31V137L32 136H29ZM54 137V136H53ZM56 137V139L58 138V135L57 136H55ZM55 137H54V141L56 142V139H55ZM73 137H78V135L76 136H73ZM84 137H83V139H84ZM95 138H96V136H94ZM15 138L16 137H14V140H15ZM21 138V139H22ZM34 138V137H33ZM43 138V137H42ZM48 138V137H47ZM50 139H51V141H52V137H49ZM65 139L66 137L64 136V137H62L61 139ZM69 138V137H68ZM70 138H72V137H70ZM94 138V139H95ZM111 138V139H110ZM121 138V137H120ZM125 138L126 137H124V139L123 140H125ZM144 138V139H145ZM2 140H3V142L4 141H6L5 140V138H1ZM49 139V140H50ZM60 139V140H61ZM104 139V138H103ZM34 140V139H33ZM39 141L37 142V143H35L34 145L37 147L38 146V148L42 145V144H40L41 142L40 141H42V140H40V139H38ZM66 140H68L67 138L64 140V141H66ZM76 140H78V139H76ZM88 140V150L87 151H84L87 155L90 153V155H94V154H91V153H93V152H95V151H92V150H89V143H90V145L91 146H93L91 143H95V142H93L94 140H89V139H87ZM117 140H118V138H117ZM116 140V141H117ZM122 140V139H121ZM121 140H119V141H121ZM141 140V139H140ZM140 140H139V143H140ZM17 141H19V140H17ZM22 141V140H21ZM23 141H24V139H23ZM22 141V142H23ZM25 141H27V140H25ZM30 142H32L31 140H29ZM29 141H27L28 143H29ZM37 141V140H36ZM46 141H48V140H46ZM62 141V140H61ZM61 141H59L58 140V142L60 143V145L62 144L61 143ZM90 141V142H89ZM119 141H117V143L119 142ZM0 142H1V140H0ZM7 142H9L8 140H7ZM20 142V141H19ZM43 142H45L44 140H43ZM68 142H69V140H68ZM145 143H146V141H144ZM143 142V143H144ZM57 143V142H56ZM64 143V142H63ZM76 144H77V141L75 142ZM115 144L114 145V141H113V143H112V141L110 142V145H109V147L110 146H117L118 144ZM5 144V143H4ZM9 144V143H8ZM21 144V143H20ZM23 144H25V143H23ZM22 144V145H23ZM27 144V143H26ZM125 144V142L122 144V146L119 148V150H121V148L123 147L124 149H125V146L126 145H124ZM128 144V143H127ZM211 144V145H212ZM1 145H3L2 143H1ZM0 145V146H1ZM28 145V144H27ZM32 146V144H29V148ZM58 145L59 144H56V147H58ZM59 145V146H60ZM129 145V144H128ZM128 145H127V150H129V149H131L130 147H128ZM145 145V144H144ZM143 145V146H144ZM5 146V145H4ZM25 146V145H24ZM70 145H69V143H68V149L70 148L69 147ZM129 146H131V145H129ZM140 146H141V143H140ZM142 146V148H144ZM8 147V146H7ZM23 147V146H22ZM45 147V146H44ZM67 147V146H66ZM109 147H108V149L106 150L104 147L102 148V151H103V149L104 150H106L107 152H108V150H110L111 151V149H109ZM117 147H119V146H117ZM145 147H147V146H145ZM182 148H180L182 151H183V149H184V147L183 146H181ZM187 147H189V149H187ZM23 148H28V147H23ZM55 148V147H54ZM59 148H61V146L59 147ZM87 148V147H86ZM113 148L114 147H112V151H113ZM129 148V149H128ZM136 148H139V147H136ZM136 148H133V149H136ZM148 148V147H147ZM161 148V149H162ZM222 148V149H221ZM3 149V148H2ZM43 149V148H42ZM66 149V148H65ZM75 149H77V147L75 148ZM117 150H118V148H116ZM133 149L132 150H130V152L129 153H132V151H133ZM0 150H1V148H0ZM27 150V149H26ZM60 150V149H59ZM73 150V149H72ZM72 150L70 151L71 152V154H72V157H71V159H72V161H73V157H74V155H76V154H73L72 153ZM117 150L115 151V152H117ZM123 151V152H125V154L127 155V152L128 151ZM142 150H144V149H142ZM142 150H140V151H142ZM147 150H149V149H147ZM147 150H146V153L144 152V151H142L143 153H144V155L145 154H148L147 156L149 157L150 155H149V153H147ZM3 151V150H2ZM29 151V150H28ZM32 151V150H31ZM31 151H29V153L31 154ZM37 151H38V149H37ZM42 151H45L44 149L42 150ZM52 151H54L55 153L58 151V149L56 148V150H52ZM62 151V150H61ZM65 151V150H64ZM63 151V152H64ZM88 151H90L89 153H88ZM101 150L99 151L100 153L102 152ZM106 151H103V154L105 155V152ZM136 151H139V150H137L136 149ZM160 151H162V150H160ZM33 154L32 155H36V154H38L39 152H36L35 151V149L33 150ZM36 152V153H35ZM58 152H60V151H58ZM62 152V153H63ZM83 152V151H82ZM114 152V153H115ZM134 152V151H133ZM163 152V151H162ZM162 152H160L161 154H162ZM177 152H179V153H177ZM245 152V151H244ZM0 153H3V152H0ZM28 153V152H27ZM28 153V154H29ZM40 153H41V151H40ZM43 153V152H42ZM65 153V152H64ZM96 153V152H95ZM97 153H98V151H97ZM97 153L95 154L96 156V158L93 156L92 158H91V160L93 159V158H95V159H97L98 160V166H97V164L95 165V167H99L98 169H97V171H96V169H95V167H94V163L92 164V163H90L91 161H89V163L90 164H92L91 166H92V168H94V169H92V168H89L90 167V165H88L87 164V166H86V162L85 163H83L84 162V160L86 159V161H87V158L86 157H84V159H82L83 160V162L81 161V159H80V161H81V163H82V165L83 164H85V165H83V167H81V168H83L82 170H84V166L86 167V170H87V168H89L91 171H89V172H93V170L95 171V173L96 172H98L100 169H101V165H99L100 163H105V162H103V160H104V158H102V156H103V154H102V156H101V158L103 159H101L100 160V156H98L97 155ZM99 153V154H100ZM111 153V155L112 156H110V157H114V155H116V153L113 155L112 154V152H110ZM118 153V152H117ZM128 153V155H130ZM135 153V152H134ZM139 154H140V152H138ZM142 153V154H143ZM176 153V154H175ZM183 153H184V151H183ZM218 153V154H217ZM242 153V152H241ZM59 154V153H58ZM60 154H61V152H60ZM70 154V153H69ZM69 154L68 153H66V157L67 158H65V159H68L70 156H71V154H70V156H69ZM82 154L83 153H81V155L80 156H82ZM85 154V155H86ZM119 154V153H118ZM166 154V155H167ZM240 154V153H239ZM63 155V154H62ZM85 155H83V156H85ZM122 155V154H121ZM134 155V154H133ZM133 155H131V157L133 156ZM137 155V154H136ZM165 155V156H166ZM170 155V156H169ZM240 155H242V154H240ZM240 155H238V156H240ZM244 155V154H243ZM37 156V155H36ZM35 156V157H36ZM49 156H52V155H49ZM108 156V157H109ZM142 156V155H141ZM140 156V157H141ZM146 156V157H147ZM161 156H163L164 157V153H163V155H161ZM237 156V157H238ZM22 157V156H21ZM32 157V156H31ZM44 157H46V158H48V156H44ZM44 157H42V159H41V162L42 161H46V160H44ZM99 159H98V158ZM107 157V156H106ZM106 158V159H109V158ZM119 158V156L117 155L116 156V158ZM138 157V156H137ZM139 157V158H140ZM145 157V158H146ZM147 157V158H148ZM157 157V156H156ZM194 157V156H193ZM221 157V158H222ZM237 157H235L236 158V160L235 161H237ZM241 157V156H240ZM0 158H1V155H0ZM18 158V157H17ZM50 158V157H49ZM59 158H61V157H59ZM58 158V159H59ZM76 159H77V156L75 157ZM90 157H88V159H89ZM117 158V159H118ZM120 158H122V157H120ZM119 158V159H120ZM124 158H126V157H124ZM134 158H135V156H134ZM142 158H143V156H142ZM145 158H143L142 160H144ZM146 158V159H147ZM235 158H233V159H235ZM2 159H3V157H2ZM12 159V158H11ZM32 159H34V158H32ZM53 159H55L53 156H52V162H53ZM56 159H57V157H56ZM57 159V160H58ZM65 159H63V157H62V161H67V160H65ZM70 159V158H69ZM94 159V160H95ZM241 159V158H240ZM1 160V159H0ZM3 160H6V158L5 159H3ZM10 160V159H9ZM14 160V159H13ZM13 160H10V161H8V159L5 161L6 162V164L5 163H3L4 165H7V164H9V162H13ZM18 160H19V158H18ZM38 160L39 159H37L36 161L38 162ZM50 161H51V159H49ZM59 160H61V159H59ZM57 161V162H60V161ZM75 160V159H74ZM96 160V161H97ZM110 160H112L111 158H110ZM131 160H133V159H131ZM131 160L129 161V159L127 160V161H129L131 164H132V162H131ZM140 160H141V158H140ZM148 160L151 162L152 161V163L151 164H153L154 165V162L153 161H155V162H157L156 161V159L154 160V159H151L150 160V158H148ZM157 160H159L160 162L162 161V160H160L159 158L157 159ZM175 159H173L172 161H173V163L175 164L176 162L174 161ZM193 160V159H192ZM194 160H196V159H194ZM217 160V159H216ZM225 160V161H226ZM22 161H24V160H21V162ZM28 161V160H27ZM35 161V162H36ZM40 161V160H39ZM112 161H114V159L112 160ZM120 161H121V159H120ZM158 161V162H159ZM3 162V161H2ZM55 162V161H54ZM75 162L76 161H74L73 162V164L75 165ZM92 162H93V160H92ZM117 162H118V160H116V161H114L113 162V164L115 163V165L117 164ZM122 162V161H121ZM125 162V161H124ZM128 162V163H129ZM167 162H168V160H167ZM200 159H199V164H200ZM223 162V161H222ZM231 162H233V161H231ZM14 163H15V160H14ZM19 163H20V160H19ZM19 163H17V164H19ZM43 163V162H42ZM50 162H48L46 165H48ZM64 163V162H63ZM62 163V164H63ZM65 163H68V161L67 162H65ZM69 163H72V162H69ZM81 163H80V165H81ZM96 163V162H95ZM127 163V162H126ZM141 163V162H140ZM170 163V162H169ZM202 163V162H201ZM205 163V162H204ZM221 163V162H220ZM228 163V162H227ZM237 164H238V162H236ZM239 163H241V161L239 162ZM1 164V163H0ZM30 164V163H29ZM28 164V165H29ZM44 164V165H45ZM76 164H79V163H76ZM108 164H110V162L108 163ZM112 164V163H111ZM121 164V163H120ZM128 164V166H130V167H127L126 165H125V167L126 168H129L132 172L131 173H129L127 176H126V171L124 172L125 173V177H122V178H118L116 175H117V172H115V171H113V170H111V168H109L110 166H108V168H106L105 166H106V164L103 166L102 165V168L103 169H101V171H103L104 170V167L106 168V169H108L110 172H108V173H110V175L107 173V171L108 170H104L103 172L104 173H102L101 171H99V174L101 173V175H103V176H106V180H104V178L105 177H103V180L105 181V182H103V183H99V184H97V185H94L93 187H95V189L97 190L96 191V193H97V196H99L100 198H101V202L103 203V207H105L107 210H109L110 212H111V214H112V221H113V223H115V225H119L122 221H123V219H126V215H125V212H124V209H123V207H122V205H123V203H124V197H125V194H127V192H129L130 191V188L128 187V185L130 186V184H131V186H132V188H135V189H137V190H139V189H141L142 188V185H143V182L145 181V180H143L144 178H146V176L145 175H150V173L152 174L154 171H156L155 169L157 168V170H158V168L160 167V168H162V169H160V170H158V172L159 173H157L156 172V174H155V172L152 174V175H154L155 174V176L157 175V174H161L162 175V183H163V177L164 176H166V179H167V176H169V178H170V174H172V172L170 173V171L171 170H174L173 168H175V166H174V164H172V162H171V164H172V166H174L173 168H171V170L168 168L169 167V164H166V161H165V165L164 166H159V167H156L155 165L157 164H155L154 166H155V168L154 167H152L153 165H151V167H152V169H153V172H152V170H151V168H150V163L148 164V166H149V168L148 169H150L151 170V172H148V174H147V171H148V169L146 170V171H144L148 166L147 165H145L146 166V168L144 169V170H142L141 171V168L140 169H138L136 166V169H138L137 171H136V169L134 168V169H132L131 168V166H133L134 164ZM146 164V163H145ZM179 164H177V165H179ZM206 164H207V162H206ZM215 164V163H214ZM213 164V165H214ZM216 164H218L219 165V162L217 161L216 162ZM216 164H215V167H216ZM224 164V163H223ZM11 165H13V166H11ZM9 164V165H7L8 167H9V170L11 171L13 168L12 167H15L14 166V164ZM27 165V169H29V166ZM40 165L42 166V164H39V166L38 167H36L35 166V168H39L40 167ZM114 165V166H115ZM119 165V164H118ZM118 165H116L117 167H118ZM143 166L142 164H139V166ZM157 165H159V164H157ZM163 165V164H162ZM167 165V167H165ZM202 165V164H201ZM201 165H199V167L201 166ZM204 165V164H203ZM202 165V166H203ZM221 165L222 164H220V167H221ZM226 165V163L224 164V165H222L223 167ZM17 166V165H16ZM51 166V168L52 167H54V166H52V165H50ZM73 166V165H72ZM89 166V167H88ZM115 166V167H116ZM144 166V167H145ZM11 167V168H10ZM20 167H21V165H20ZM19 167V165L17 166V169H15L16 171V175H20V172L22 171L21 170V168H23L24 166H22L21 168ZM31 167V169H33L32 168V166H30ZM44 167V166H43ZM58 167V166H57ZM56 167V168H57ZM112 167V166H111ZM116 167V168H117ZM134 167V166H133ZM207 167V166H206ZM3 168V167H2ZM2 168H0V169H2ZM6 168V167H5ZM20 168V172L19 173H17V170ZM26 168V167H25ZM34 168V169H35ZM50 168V167H49ZM50 168V169H51ZM123 168V167H122ZM121 168V169H122ZM126 168H124V170L126 169ZM179 168V167H178ZM179 168V169H180ZM7 169V168H6ZM30 169V170H31ZM44 169H46V167L44 168ZM88 169V170H89ZM118 169H120V167L118 168ZM129 169H126L128 172H130L129 171ZM143 169V168H142ZM177 169V168H176ZM200 169V168H199ZM208 169H210V167H208ZM216 169V168H215ZM8 170V171H9ZM24 171H26L25 169H23ZM40 170V169H39ZM43 169L41 168V171H42ZM49 170V169H48ZM54 170H55V168H54ZM86 170L83 172V174L86 172ZM134 170V171H133ZM140 170V171H139ZM170 170V171H169ZM178 170V169H177ZM197 171H198V169H196ZM217 170H219V169H217ZM216 170V171H217ZM221 170V169H220ZM9 171V172H10ZM14 171V170H13ZM12 171V172H13ZM45 171V170H44ZM44 171H42V172H44ZM47 171V170H46ZM51 171H53V169L51 170ZM122 171H123V169H122ZM146 173H144V172ZM180 171V170H179ZM178 171V172H179ZM182 171H183V169L181 170V172H179L180 174L182 173ZM196 171V172H197ZM206 171V170H205ZM4 172V171H3ZM11 172V173H12ZM28 172H30V171H28ZM37 172H39V171H37ZM55 172V171H54ZM115 172V173H114ZM135 172H141L140 173V175L142 174V172L145 174H142V176L144 177H142L141 176V178L139 177L138 178V176H140L139 175V173H138V175H137V173H135ZM174 172V171H173ZM176 172V171H175ZM195 172V173H196ZM201 172H202V170H201ZM218 172V171H217ZM26 173V172H25ZM36 173V172H35ZM51 172L49 171V173L48 172H46V174L48 175V174H50ZM107 173V174H106ZM116 174V175H114V174ZM134 173L136 174V175H134ZM170 173V174H169ZM178 173V174H179ZM208 173H209V171H208ZM210 173H211V171H210ZM209 173V174H210ZM214 173H215V171H214ZM2 174V173H1ZM4 174H5V172H4ZM14 174V173H13ZM44 176H42V175H39L38 174V178H40V177H46L45 175V172L44 173H42ZM53 173H51V177H50V179L52 180V182H54L53 181V176L55 175H52ZM92 174V173H91ZM90 174V175H91ZM97 174V173H96ZM112 174V175H111ZM121 174H123V173H121ZM169 174V175H168ZM177 174V175H178ZM178 175L179 177H183V176H181V175ZM198 174H199V171H198ZM206 175H202L201 173H200V175H202V176H207V172L205 173ZM212 174V173H211ZM3 175V174H2ZM95 175V174H94ZM100 175V176H101ZM120 175V174H119ZM173 175H176V174H173ZM184 175H186V174H184ZM195 175V174H194ZM5 177H6V175H4ZM11 176V175H10ZM10 176H9V178H10ZM13 176V175H12ZM21 176V175H20ZM28 176V175H27ZM88 176V175H87ZM120 176H122V175H120ZM160 176V175H159ZM159 176H158V179H159ZM193 176V175H192ZM196 176H197V173H196ZM3 176H1L0 177V179L2 178ZM4 177V178H5ZM8 177V176H7ZM14 177H16L15 176V174H14ZM23 177V176H22ZM29 177H30V174H29ZM36 177V176H35ZM47 177H49V176H47ZM53 177V178H52ZM61 177V176H60ZM149 177V176H148ZM177 177V176H176ZM188 177V176H187ZM190 177V176H189ZM198 177V176H197ZM9 178H7L8 179V182L10 181V179ZM17 178V177H16ZM14 178L15 179V181L17 182V179H18V181L19 180H21V179H19V178ZM143 178V179H142ZM150 178V177H149ZM165 178V177H164ZM3 179V178H2ZM36 179H37V177H36ZM41 179V178H40ZM86 179H89V178H86ZM98 179H99V177H98ZM142 179V180H141ZM147 179V178H146ZM160 179H161V177H160ZM159 179V184H161V180ZM166 179H164V180H166ZM13 180V179H12ZM23 180V179H22ZM45 180V179H44ZM43 180V181H44ZM100 180V179H99ZM121 180H123L122 182H121ZM151 180V179H150ZM153 180V179H152ZM151 180V181H152ZM168 180V179H167ZM166 180V181H167ZM179 180H180V178H179ZM177 181L178 183L181 181ZM188 180V179H187ZM186 180V181H187ZM192 180V179H191ZM48 181L51 183V181L48 179ZM48 181H47V187H49L50 185H49V183H48ZM98 181V180H97ZM166 181H164V183H166L167 185L170 183V182H166ZM169 181H171V179L169 180ZM190 181V180H189ZM12 182V181H11ZM10 182V183H11ZM14 182V181H13ZM15 182V184L16 185H18L19 184V186L20 185H22L24 182H22V181H20L21 183H19V182H17L16 183ZM86 182L87 181H85V185L84 186H86ZM88 182H89V180H88ZM91 182V181H90ZM89 182V183H90ZM149 182V181H148ZM174 182H176V181H174ZM188 182V181H187ZM191 182V181H190ZM10 183H8V184H10ZM32 183V182H31ZM39 183H41L42 184V181H40ZM38 183V184H39ZM147 183V182H146ZM172 184H174L173 182H171ZM181 183H183V180L180 182V184ZM11 184H13V187H14V183H11ZM40 184V185H41ZM43 184H45V183H43ZM46 184H45V186H44V191L43 190H41V194L44 196L46 193H47V190L45 189V187H46ZM88 184V183H87ZM121 184V185H120ZM171 184V185H172ZM177 184V183H176ZM179 184V185H180ZM25 185H26V183H25ZM49 185V186H48ZM61 185V184H60ZM63 185V184H62ZM91 185V184H90ZM100 187H99V186ZM153 185V184H152ZM162 185H164V184H162ZM167 185H165V186H162L163 188L164 187H167ZM171 185H169V187L171 186ZM183 186L184 185H187V183H185L184 182V184H182ZM182 185H181V187H182ZM19 186H15V187H19ZM38 186V185H37ZM52 186V185H51ZM81 186V185H80ZM84 186H82V187H84ZM154 187H155V184L153 185ZM152 186V187H153ZM178 186V185H177ZM9 187V186H8ZM14 187V188H15ZM32 186H30V188H31ZM46 187V188H47ZM66 187V186H65ZM77 187H79V186H77ZM257 187V186H256ZM255 187V185H253L252 183H249V184H247L246 186H245V190H244V195L246 196H250L251 197V201L252 202H256L258 199H259V195H260V191L261 190H259V192H258V190L256 191V190H254V188H256ZM13 188V189H14ZM20 188V187H19ZM56 188V187H55ZM79 188H80V190H79ZM77 190H79V192H81V187H79ZM85 188V187H84ZM83 188V189H84ZM178 188H180V186L178 187ZM9 189H10V187H9ZM8 189V190H9ZM12 189V188H11ZM16 189V188H15ZM47 189H50V188H47ZM94 189V190H95ZM152 189V188H151ZM159 189H162V188H159ZM172 189V188H171ZM256 189H258V187L256 188ZM20 189H18V191L17 192H20L19 191ZM30 191H31V189H29ZM37 190H39V187L37 188ZM93 190V189H92ZM154 190H155V188H154ZM177 190V189H176ZM28 191V190H27ZM36 191V190H35ZM43 191V192H42ZM46 191V193L44 194V192ZM53 191V189L51 190V192ZM56 191V190H55ZM55 191H53V192H55ZM155 191H157V190H155ZM155 191H153V192H155ZM7 192H9V191H7ZM7 192H5V193H7ZM11 192V191H10ZM14 192V191H13ZM34 191H32V194H34L33 193ZM38 191H36V193H37ZM49 192H50V190H49ZM52 192V193H53ZM139 192V191H138ZM137 192V193H138ZM147 191H145V193H146ZM166 192V191H165ZM176 192V191H175ZM1 193V192H0ZM21 193V192H20ZM19 193V194H20ZM28 193V192H27ZM38 193H40V192H38ZM37 193V194H38ZM52 193H50L51 195H52ZM136 193V194H137ZM177 193V192H176ZM3 194V193H2ZM23 193H21L20 194V197H22L23 196V198H20V197H18V196H13L14 197V201L13 200H9L10 199V197H9V201H7V199H6V201L9 203L10 201L12 202L13 201V203L12 204H9L8 205V203L6 202V201H2L1 202V200H0V209H2V210H0V217H10L11 215V213L10 212H13L15 209L14 208H12V209H10L12 206L14 207L16 204L15 203H18L19 201H16L17 199L19 200V198H20V200H23L24 198H25V196H24V194L22 195ZM30 194H31V192H30ZM41 194H38V195H41ZM81 194V193H80ZM93 194V193H92ZM147 194V193H146ZM167 194V193H166ZM1 195V194H0ZM41 195V197H43ZM47 195H49V193L47 194ZM57 194H54V195H52L51 197H49V199L50 198H52L53 197V199H54V196H56ZM138 195V194H137ZM170 195V194H169ZM174 195V194H173ZM177 194H175V196H176ZM32 195H30L28 198H30ZM58 197H60L59 196V194L57 195ZM88 196V194H81V196H80V198L78 199H74V200H72L71 202L70 201H68L70 204H68V205H62V206H56V203H55V205L53 206V207H61V208H58V209H55L52 213H54V214H50V212L48 211V210H40V211H33L35 208H31V207H41L40 205L39 206H35L33 203H31V205H29V203H28V205L26 206V207H30V208H26L24 205H20L19 204V206L21 207V206H23V207H21V209H26V211L28 212V213H30L32 216L30 217V227H26V226H24V227H21L20 228V230H17L16 232H14V231H12L11 229H8V228H6V227H0V264H32V261L35 259H39L40 258V256H42L43 254H46L48 257H49V259L50 258H53V256L54 255H56V254H59V255H61V252H62V250H65V251H68L70 254H72L73 256L75 255V253L77 252V246H79L81 243H87V245H89L90 247H91V251H90V253L91 254H93V255H95L96 253H97V251H99L98 249H99V247H101L103 244H105L106 242H104V240L102 239V237H100V236H98L96 233H95V231H93L92 229H89V224H88V222H87V220H86V217H85V211H84V199H86V197ZM135 196V195H134ZM4 197V196H3ZM18 197V198H17ZM33 197L35 198V195H33ZM45 197H47V196H45ZM1 199H2V197H0ZM7 198H8V196H7ZM11 198H12V196H11ZM15 198H16V200H15ZM37 198V197H36ZM209 198V197H208ZM4 199V198H3ZM13 199V198H12ZM27 199V198H26ZM26 199H24V200H26ZM31 199L32 198H30V201H31ZM41 199V198H40ZM47 199V198H46ZM46 199L44 198V200L42 199L41 201H42V203H44V201H46ZM52 199V200H53ZM93 199V198H92ZM128 199V201H129V198H127ZM132 199V198H131ZM220 199H222V198H220ZM33 200L34 199H32V201L31 202H33ZM16 201V202H15ZM36 202L35 203H37V201L38 200H35ZM60 201H61V199L60 198H58V199H56L55 200V202H59V205H60ZM250 201V200H249ZM26 202H28V201H26ZM40 202V201H39ZM47 202H49V201H47ZM62 202V201H61ZM213 202H216L217 204H218V206L220 205V206H222V205H224L225 204V202H223L222 200H218V201H213ZM20 203H21V201H20ZM62 203H64V202H62ZM76 204V207H78L76 210H77V218H72V214L70 213V211H75V208L72 210L71 208H66V206H68V207H70L71 205H73V204ZM14 204V205H13ZM33 204V205H32ZM48 204V203H47ZM64 204H67V203H64ZM193 204V203H192ZM26 205V204H25ZM129 205V204H128ZM44 207V206H43ZM74 207V206H73ZM4 208H8V209H10V210H7V209H4ZM4 209V210H3ZM16 209L17 210H19L18 209V207H16ZM9 211V212H8ZM22 212V211H21ZM24 212V211H23ZM195 213V212H194ZM13 214H14V212H13ZM12 214V215H13ZM18 214H19V212H18ZM15 217H16V212H15ZM163 215V214H162ZM254 215V214H253ZM22 216V215H21ZM188 216V215H187ZM194 215L192 214V217H193ZM156 217H158L157 215H156ZM189 218V217H188ZM191 218V217H190ZM157 219V218H156ZM163 219V218H162ZM160 217H159V219L156 221L155 219H154V221L150 218V217H145V218H138V220L141 222V223H143V224H145V225H151L152 227L153 226H156L157 224H158V226L160 225V223H161V220H162ZM7 220V219H6ZM10 220V219H9ZM12 220V219H11ZM14 220V219H13ZM188 220H190V219H188ZM193 220V219H192ZM3 221V220H2ZM2 221H1V223H2ZM28 221H29V219H28ZM187 221V220H186ZM22 222V221H21ZM11 223H12V221H11ZM16 223V222H15ZM51 223H61V224H63V226H65V228L66 229H68V231L69 232H71L72 230H74V229H76V228H79V227H81V228H86L87 230H88V232H89V234H92V235H89V236H87V237H83V238H74V237H72V239L70 240L69 239V237H67V239H62V240H60V239H58V241L56 242V244L52 247V249H48V250H46V249H44V248H38L37 246H31V245H29L30 247L26 250V251H23V250H19V251H17L16 249H14V250H16V252L14 251V256L13 257H8L7 255H6V253H4V251H2V243L3 242H5V241H7V242H11V240H12V238L14 237V235H16V236H20L19 238H21L22 239V241H23V243L25 244V243H27V244H29L30 242H32V233H33V231H35V230H41L42 228H46V226H48L49 224H51ZM188 223V222H187ZM4 224V223H3ZM188 224H190V223H188ZM9 225V224H8ZM23 225H25V224H23ZM22 225V226H23ZM125 225H127V224H125ZM161 225H162V223H161ZM185 225H187V224H185ZM14 226H16V225H14ZM13 226V227H14ZM138 227V225H136V224H129L128 226H127V230L130 232V235H133L134 234V232H133V230H135L136 228L135 227ZM18 227V226H17ZM51 227V226H50ZM113 234V233H112ZM112 234H111V236H112ZM138 235V234H137ZM110 236V237H111ZM162 235H160V238L162 239V237H161ZM165 237V236H164ZM115 238V236H113L112 237V239H111V241H115L116 239H114ZM214 238V237H213ZM159 241V240H158ZM224 241V240H223ZM22 243V242H21ZM159 244V243H158ZM162 244V243H161ZM164 244V243H163ZM166 244V243H165ZM169 244V243H168ZM9 245V244H8ZM167 245V244H166ZM161 247H163V246H161ZM8 248V247H7ZM90 254V255H91ZM156 254V253H155ZM13 255V254H12ZM138 255V254H137ZM155 256V255H154ZM30 257H31V259H30ZM74 258H77V257H74ZM78 258H80V257H78ZM143 259V257H141V256H136L135 257V259ZM158 258V257H157ZM29 259V260H28ZM134 259V258H133ZM132 259V260H133ZM140 259V260H141ZM162 259L163 260H167L166 258H161V260L160 261H162ZM262 261V260H261ZM80 262V261H79ZM175 262V261H174ZM56 263H58V262H55V264ZM167 263V262H166ZM261 263V262H260ZM262 263H264V262H262Z\"/></svg>",
	"mask_w": 264,
	"mask_h": 264
}]
</instances>
